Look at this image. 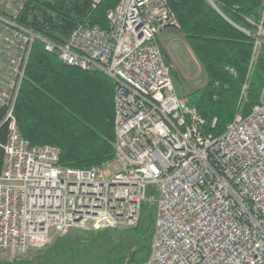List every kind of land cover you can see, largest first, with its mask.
<instances>
[{"label":"built area","instance_id":"built-area-1","mask_svg":"<svg viewBox=\"0 0 264 264\" xmlns=\"http://www.w3.org/2000/svg\"><path fill=\"white\" fill-rule=\"evenodd\" d=\"M102 1L91 0L92 9ZM24 3L0 0V127L7 124L0 249L26 254L73 230L134 227L155 186V232L144 264H264V91L260 104L216 137L174 87L160 41L181 24L168 0H120L107 11L106 27L85 21L64 44L19 22ZM259 19H247L254 32L244 30L254 54L264 44V0ZM35 41L113 81L114 160L62 167L59 146L20 136L15 105Z\"/></svg>","mask_w":264,"mask_h":264},{"label":"trees","instance_id":"trees-1","mask_svg":"<svg viewBox=\"0 0 264 264\" xmlns=\"http://www.w3.org/2000/svg\"><path fill=\"white\" fill-rule=\"evenodd\" d=\"M120 0H28L19 22L60 44L79 24L107 26L106 13ZM181 34L207 74L206 85L187 97L221 136L240 113L248 115L264 91V44L254 54V32L262 0H168ZM235 71V74L232 73ZM244 90V92H243ZM6 109L0 108V124ZM19 134L35 146L61 148L60 165L87 169L116 157L114 83L100 71H83L64 63L35 42L15 105ZM217 118L215 126L213 119ZM0 127V175L5 163ZM157 191L149 187L137 225L130 228L75 230L58 237L31 259L19 254L0 264H144L151 253L157 213ZM5 250L0 249V254Z\"/></svg>","mask_w":264,"mask_h":264},{"label":"rangeland","instance_id":"rangeland-1","mask_svg":"<svg viewBox=\"0 0 264 264\" xmlns=\"http://www.w3.org/2000/svg\"><path fill=\"white\" fill-rule=\"evenodd\" d=\"M27 1L28 0H25L24 6L26 5ZM173 32H175V31H173ZM169 33L171 34L172 32L167 30L163 34L166 37V39H167ZM175 33H178L181 35V32H175ZM163 35H162V37H163ZM182 36H180L181 40L187 44V42H185L186 40L183 39ZM37 42H39V41H37ZM169 53L172 56L174 55V59L176 60V63L178 64V67H179L178 70L180 71V72L174 71L172 73V80H173L174 87H175L178 95H181V96L182 95H188L192 91L191 88H195L197 90L198 88L201 89L206 85V83L208 81L207 74L204 71L201 64L199 63V61L197 60V58L195 57L192 50L191 51L189 50V53H190L191 57L193 58L194 62L191 60V58H190L189 54L187 53V51L185 50V48L181 47L180 44H178V43L175 44V53L172 50H169ZM71 233H75V230H73ZM46 249H47V247L42 248V250H46ZM39 250L40 249L27 252L29 254L26 255V257H30L31 259H33L36 256L37 251H39ZM18 255L19 254L16 252H12V251L7 250V251L1 252L0 258L11 261L13 258L17 257Z\"/></svg>","mask_w":264,"mask_h":264},{"label":"crops","instance_id":"crops-1","mask_svg":"<svg viewBox=\"0 0 264 264\" xmlns=\"http://www.w3.org/2000/svg\"><path fill=\"white\" fill-rule=\"evenodd\" d=\"M171 31L172 33L168 35L167 39L166 37L163 35V37H161V41H160V45L163 48V53H164V58L167 62L168 65H170L173 68V72H178L179 67L178 64L176 63V60L174 59V55L172 56L169 53V50H172L175 53V44H180L181 47L185 48V50L187 51V53L189 54L191 60L193 61V58L191 57L189 50L191 51V48L189 47L188 44L184 43L180 36H182V34H178L173 32L172 30H168ZM180 35V36H179ZM182 38L184 39V37L182 36ZM186 42V41H185ZM193 52V51H192ZM194 62V61H193ZM172 72V73H173ZM180 72V71H179ZM192 91H195V88H191ZM199 89V88H198ZM190 94V93H189ZM188 94V95H189ZM188 95H182V96H188ZM181 96V95H180Z\"/></svg>","mask_w":264,"mask_h":264},{"label":"bare ground","instance_id":"bare-ground-1","mask_svg":"<svg viewBox=\"0 0 264 264\" xmlns=\"http://www.w3.org/2000/svg\"><path fill=\"white\" fill-rule=\"evenodd\" d=\"M35 42H37V41H35ZM40 42V41H39ZM42 43V42H41ZM43 44V43H42ZM33 49V48H32Z\"/></svg>","mask_w":264,"mask_h":264}]
</instances>
